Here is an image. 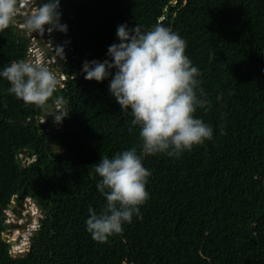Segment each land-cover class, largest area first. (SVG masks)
<instances>
[{
    "label": "trees",
    "instance_id": "trees-1",
    "mask_svg": "<svg viewBox=\"0 0 264 264\" xmlns=\"http://www.w3.org/2000/svg\"><path fill=\"white\" fill-rule=\"evenodd\" d=\"M60 11L67 32L53 31V45L64 50V88L37 107L0 77V264H264V0H61ZM157 23L187 42L210 102L194 117L213 137L179 156H143L149 199L98 243L85 224L89 207L106 203L95 164L132 148L139 155L142 141L108 92L111 75L85 80L82 64L111 59L118 26ZM28 42L11 24L0 31V71L27 60ZM54 99L68 113L56 133L54 109L38 122ZM25 199L41 217L28 251L13 257L5 211Z\"/></svg>",
    "mask_w": 264,
    "mask_h": 264
},
{
    "label": "clouds",
    "instance_id": "clouds-1",
    "mask_svg": "<svg viewBox=\"0 0 264 264\" xmlns=\"http://www.w3.org/2000/svg\"><path fill=\"white\" fill-rule=\"evenodd\" d=\"M39 1L0 0V31L11 24L14 29L21 30L19 36L29 41L27 60L10 62L0 71V77L9 83V94L26 105L44 107L56 89H63L67 81L60 73L62 66L58 62L63 59V47L56 49L53 45V31L66 33L67 25L60 22L61 0ZM24 29L31 34L38 32L42 38L49 37L50 51L41 64L30 58L34 52L29 48L30 38L23 35ZM116 36L119 43H113L107 49L111 59L86 60L82 72L85 80L96 82L111 75L108 92L121 112L132 117L131 124L139 126L142 150L139 155L136 148L124 150L112 158L101 157L95 164L94 172L100 178L97 190L106 203L99 212L89 207L85 224L86 231L98 243L121 233L134 215L140 216V206L149 199L146 184L151 172L144 167L143 156L165 153L179 156L213 137V128L194 117L197 108L203 109L210 102L197 79L200 76L198 68L192 66L185 55L187 42L161 23L147 31L139 24L132 28L122 24L118 26ZM53 102L38 122L43 124L54 109L61 117L59 121L54 119L51 127L56 133L60 128L58 122L68 113L61 112L57 99Z\"/></svg>",
    "mask_w": 264,
    "mask_h": 264
},
{
    "label": "rangeland",
    "instance_id": "rangeland-1",
    "mask_svg": "<svg viewBox=\"0 0 264 264\" xmlns=\"http://www.w3.org/2000/svg\"><path fill=\"white\" fill-rule=\"evenodd\" d=\"M19 28H22V25H19ZM32 34L24 29L23 35L30 38L29 48L32 53L34 52V55L30 56V58L33 57L36 61L35 63L41 64V62L45 60L44 57L46 53L50 51L51 46L48 41L49 37L42 38L38 35V32H33ZM54 128L57 129L56 126H54ZM13 209H15V214L12 212ZM5 215L7 229L3 238L6 243L10 244V254L13 257H17L27 250L29 238L37 228L40 213L37 211L36 206L33 205L32 201L25 199L21 208L15 206V202L13 201L11 208L5 211Z\"/></svg>",
    "mask_w": 264,
    "mask_h": 264
},
{
    "label": "water",
    "instance_id": "water-1",
    "mask_svg": "<svg viewBox=\"0 0 264 264\" xmlns=\"http://www.w3.org/2000/svg\"><path fill=\"white\" fill-rule=\"evenodd\" d=\"M15 31L18 33V34H20L21 33V30H18L17 28H15ZM63 59H58V62L60 63V66H62V64H63ZM32 121H34L33 119H32Z\"/></svg>",
    "mask_w": 264,
    "mask_h": 264
},
{
    "label": "flooded vegetation",
    "instance_id": "flooded-vegetation-1",
    "mask_svg": "<svg viewBox=\"0 0 264 264\" xmlns=\"http://www.w3.org/2000/svg\"><path fill=\"white\" fill-rule=\"evenodd\" d=\"M42 1V0H41Z\"/></svg>",
    "mask_w": 264,
    "mask_h": 264
}]
</instances>
